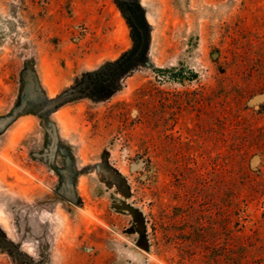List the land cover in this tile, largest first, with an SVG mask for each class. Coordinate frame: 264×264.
<instances>
[{
  "label": "rangeland",
  "instance_id": "rangeland-1",
  "mask_svg": "<svg viewBox=\"0 0 264 264\" xmlns=\"http://www.w3.org/2000/svg\"><path fill=\"white\" fill-rule=\"evenodd\" d=\"M0 264H264V0H0Z\"/></svg>",
  "mask_w": 264,
  "mask_h": 264
},
{
  "label": "trees",
  "instance_id": "trees-1",
  "mask_svg": "<svg viewBox=\"0 0 264 264\" xmlns=\"http://www.w3.org/2000/svg\"><path fill=\"white\" fill-rule=\"evenodd\" d=\"M116 3L130 29L132 47L93 73L99 79L88 83L86 89L98 100L108 98L117 92L121 86L120 81L147 62L150 47L151 25L146 20L144 8L138 2Z\"/></svg>",
  "mask_w": 264,
  "mask_h": 264
}]
</instances>
